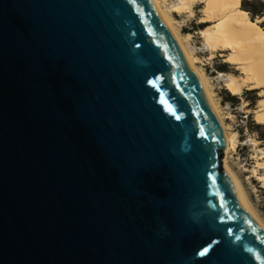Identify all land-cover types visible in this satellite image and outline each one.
<instances>
[{
  "label": "water",
  "instance_id": "95a60500",
  "mask_svg": "<svg viewBox=\"0 0 264 264\" xmlns=\"http://www.w3.org/2000/svg\"><path fill=\"white\" fill-rule=\"evenodd\" d=\"M224 149L152 0H0V264H264Z\"/></svg>",
  "mask_w": 264,
  "mask_h": 264
},
{
  "label": "rangeland",
  "instance_id": "374dc122",
  "mask_svg": "<svg viewBox=\"0 0 264 264\" xmlns=\"http://www.w3.org/2000/svg\"><path fill=\"white\" fill-rule=\"evenodd\" d=\"M164 7L172 25L182 40L186 51L191 55L194 65L201 72L208 89L220 112L225 127L232 138L233 149L223 161L237 179L243 194L252 211L264 225V142L260 141V134L264 136V126L260 130H251V125H257L253 113L258 109V102L264 97V90L261 95L256 94L258 102L250 108L246 101L245 92L256 91L244 87L241 93L235 96L239 102L231 105L225 102L226 95L232 96L224 87L225 76L232 75L242 78L241 71L235 66L227 64L225 58L227 52H218L211 55L205 46L203 33L214 31L215 23L205 22L203 9L205 0H192L187 8H182V0H159ZM241 7V6H240ZM204 26L202 30L197 26ZM227 64L231 74L218 73L222 65Z\"/></svg>",
  "mask_w": 264,
  "mask_h": 264
},
{
  "label": "bare ground",
  "instance_id": "6f19581e",
  "mask_svg": "<svg viewBox=\"0 0 264 264\" xmlns=\"http://www.w3.org/2000/svg\"><path fill=\"white\" fill-rule=\"evenodd\" d=\"M152 1L174 35L218 118L225 141L224 155L227 156L234 146L212 93L208 89L201 72L194 65L191 55L186 51L168 15L165 13L163 4L159 0ZM182 1L183 6L181 9L183 7L187 8L189 2L192 0ZM240 6L241 0H205V7L203 9L204 21L215 23L216 25L214 31L203 33V39L211 55L218 52H227L225 62L241 71V79L232 75L225 76L224 78V87L232 96L239 95L244 87L258 90L259 95H261L264 90V34L256 24L250 22L247 14L240 11ZM253 116L257 125L264 126V97L258 102V109L253 113ZM262 155L264 156L263 153ZM223 162L225 169L235 180L250 214L264 230V225L252 211L237 179L226 165V162ZM262 166L264 169V163ZM262 182L264 185V178Z\"/></svg>",
  "mask_w": 264,
  "mask_h": 264
},
{
  "label": "trees",
  "instance_id": "16d2710c",
  "mask_svg": "<svg viewBox=\"0 0 264 264\" xmlns=\"http://www.w3.org/2000/svg\"><path fill=\"white\" fill-rule=\"evenodd\" d=\"M240 11L247 14L250 22L252 24H256L258 28L263 32L264 34V0H241V7ZM204 26L200 25L197 26V29L202 30ZM218 69V73L220 74H231L228 69V65L224 64ZM258 93V90L256 91H250L245 92L244 95L247 96L246 101L250 103V108H253V106L258 102L259 99H257L256 94ZM226 95V103H229L231 105L238 104L239 100L235 96H230L226 92H224ZM262 127L259 125H251V130H260ZM260 141L264 142V136L263 134H260Z\"/></svg>",
  "mask_w": 264,
  "mask_h": 264
},
{
  "label": "snow or ice",
  "instance_id": "6c2138e0",
  "mask_svg": "<svg viewBox=\"0 0 264 264\" xmlns=\"http://www.w3.org/2000/svg\"><path fill=\"white\" fill-rule=\"evenodd\" d=\"M201 254H203V253H201Z\"/></svg>",
  "mask_w": 264,
  "mask_h": 264
}]
</instances>
